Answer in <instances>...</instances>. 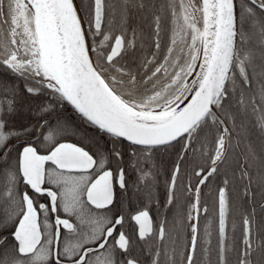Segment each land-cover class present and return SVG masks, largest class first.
Returning a JSON list of instances; mask_svg holds the SVG:
<instances>
[{
	"label": "snow or ice",
	"instance_id": "obj_1",
	"mask_svg": "<svg viewBox=\"0 0 264 264\" xmlns=\"http://www.w3.org/2000/svg\"><path fill=\"white\" fill-rule=\"evenodd\" d=\"M132 8L148 4L122 0V24ZM164 10L170 35L161 58L159 10L152 14L149 54L135 28L129 35L107 26L116 16L108 0H0V73L8 76L0 79V264H143L136 250L153 237L159 246L151 264H162V256L177 264L175 248L165 249L166 237L173 241L167 222L154 228L146 208L128 217L134 235L124 230L117 189L129 187L125 156L145 182L159 174L149 165L154 156L180 145L166 180V205H173L178 180L189 175L182 164L197 142L207 160L183 185L181 224L189 235L180 264H195L198 253L211 264L201 194L234 147V99L244 114L251 109L264 134V0H166ZM42 95L50 99L37 108L39 119L16 127L18 100ZM66 106L95 130L92 137L69 141V133H80L66 118L57 116L54 125L44 119ZM213 128L214 147L206 152ZM97 137H107L104 146ZM256 159L250 149L239 166L242 180L251 181ZM228 185L224 179L216 196V264H229L230 253L236 264H254L264 242L256 240L252 214L241 218L239 242L234 234L229 239ZM179 240L177 233L173 243Z\"/></svg>",
	"mask_w": 264,
	"mask_h": 264
},
{
	"label": "trees",
	"instance_id": "obj_2",
	"mask_svg": "<svg viewBox=\"0 0 264 264\" xmlns=\"http://www.w3.org/2000/svg\"><path fill=\"white\" fill-rule=\"evenodd\" d=\"M145 2L148 4L147 9H136L132 8L127 13V25H124L120 22V15H121V8H122V0H114V4L117 8V20H107V26L111 28L116 34H119L120 31L124 30L131 35V30L135 28L137 30V36L143 37V41L141 42L138 39V43H142L143 49L145 53H151L154 51V46L152 44V14L159 10V14L161 15V51H160V57L162 58L164 52H166V47L168 44V39L170 35V21L169 17L167 15V12L164 10V6L166 3V0H145ZM154 6V7H153ZM99 39V38H98ZM139 54V50H138ZM0 79H8L7 74L0 73ZM252 95V91L249 90L246 94V96ZM50 97L47 95H42L39 97H30V98H20L18 100V110L17 114L12 118L13 124L16 127H20L21 125H28L35 123L39 117L36 115V110L39 106L46 104L49 101ZM259 99V98H257ZM235 100V99H234ZM233 100L232 105L229 109V111L236 116V123L235 126H248L250 125L249 119H250V108L248 110L247 114H244L242 109L236 104V102ZM57 116H61L66 118L69 125L79 130L80 135L73 137L71 133H69L66 137L69 141H79L82 135H88L89 137H92L94 135L95 130L88 129V127L83 123V121L72 111V109L69 106H66L65 109L59 110L57 112L52 113L51 115H45L44 119L49 120L50 123L53 125L55 124V121L57 119ZM223 118V117H222ZM238 120V121H237ZM225 124L228 126H231L229 124V121H225ZM207 131V130H206ZM217 135L216 129H212L211 132L208 135V143L206 145L205 151L211 152V149L214 147V137ZM97 140L100 144V146H104L107 142V137H104L103 139H99L97 137ZM88 141H85L87 143ZM234 147L231 149V154L229 155L228 162L224 164L221 167L220 172L215 175L214 177L210 178L209 183H207L202 188V195H204V191H207V195L205 199H203L202 203L208 206V212H215V206H216V192L221 185V181L223 183L224 179L229 180L228 190H229V197H230V208L232 207V191L235 188L236 189V179L238 178V187L239 190L245 189L246 185L250 184V188H252V183L249 180L244 179L242 180L240 177V170L239 166L243 161L245 160V157L249 154V150L251 149L256 154V161L257 163H252L251 168L249 169L250 173L252 170H255L258 174H263L264 172V166H261L259 163V156L261 154H264L263 148H251L248 146V141L245 140L244 143L241 142L238 147L236 143L233 141ZM180 145H177L176 149L169 150L167 153H158L154 156V160L149 162V165L151 166L153 163L156 165V169L158 170V176L151 181L150 178H148V184L151 186L153 183L155 186H158V190L163 191L166 189V180L168 179L170 175V170L175 163L176 160V153L179 150ZM194 151L190 152L182 164V169H186L187 173L189 175L182 176L178 180V187L182 188V186L185 184V180L188 181L189 176L192 172L193 168H197L198 166H204L207 160L206 156H202L200 152V144L197 142L194 145ZM172 151V153H170ZM169 158V159H168ZM156 170V171H157ZM155 173V172H154ZM196 179L198 178H192V183L195 184ZM148 185V186H149ZM260 187V186H259ZM156 188V187H155ZM157 189V188H156ZM264 191V190H263ZM264 198V196H263ZM247 199V196L244 193L240 194V206H247V204L244 202ZM5 231V235H6ZM215 257H210L211 264H216V252L213 254ZM199 258V257H197ZM229 264H236V257H228ZM195 264H199V261L196 259ZM207 264H209V259L207 258ZM254 264H264V257H254Z\"/></svg>",
	"mask_w": 264,
	"mask_h": 264
},
{
	"label": "flooded vegetation",
	"instance_id": "obj_3",
	"mask_svg": "<svg viewBox=\"0 0 264 264\" xmlns=\"http://www.w3.org/2000/svg\"><path fill=\"white\" fill-rule=\"evenodd\" d=\"M255 119L256 117L251 113L250 110V125L235 126L233 129V141L236 143L237 147L241 142L244 143V141L247 140L248 146L251 148L264 149V134H261L259 129L254 127ZM170 153H172V151ZM114 166L115 165H113V167ZM125 167L126 179L129 186L128 191L121 192L119 189H117V198L120 202L119 207L126 215V224L124 230L134 235L135 225L134 222L128 219V217H130L136 211L146 208L153 219L154 228L158 227L161 221H166L167 230L171 234L173 241H175V237L177 233H179L180 240L177 243L168 241L166 237L165 249L169 252V254H171V250L174 247L176 250L177 264H180L183 245L186 243V238L189 235V233L186 231V225L181 224L184 211L186 210L188 194L184 191L183 186L182 188L179 186L176 191V202L173 205L168 206L166 205L167 187L165 190L160 191L158 190V186H155L154 183L150 186L147 183L148 180L145 182H139L138 177L140 176V172L138 169H133L132 167L128 166L127 156H125ZM141 167H143V164ZM156 170V167L152 168L153 172H156ZM250 175L252 188L249 189V191L251 195H248L247 199L244 201L247 206H240V194L245 193V189H243L242 192L239 190V176H237L238 178L236 179V189L234 188L232 191V207L229 210L228 216L229 239L231 240L234 234L236 241L239 242L241 236V218L245 214H252L253 230L256 240L258 242H264V173L258 174L255 170H252ZM148 178H150L151 181L154 180L151 176ZM185 183H187V180H185ZM221 186H223L222 181L219 187ZM206 195L207 191H204V195L201 194V203L203 199H205ZM202 205L205 204L202 203ZM217 226L218 210L216 202L215 212L202 214L200 218V228L202 234L204 233L205 228L212 232L211 257H215L213 254H215ZM139 245L140 247L137 248L136 254L140 256L143 264H151L152 250L159 246V242L155 240V237H153L147 243L143 241L139 242ZM197 257H199L197 258L199 264H207V257H203L199 253ZM228 257H236V254L230 253ZM254 257H264V252L258 251ZM161 260L162 264H168L166 257L162 256Z\"/></svg>",
	"mask_w": 264,
	"mask_h": 264
},
{
	"label": "rangeland",
	"instance_id": "obj_4",
	"mask_svg": "<svg viewBox=\"0 0 264 264\" xmlns=\"http://www.w3.org/2000/svg\"><path fill=\"white\" fill-rule=\"evenodd\" d=\"M108 7L109 9H115V12H116L115 18L113 19L111 16H109V20H112V21H114L115 19L117 20L118 13H117V8L114 4V0H108Z\"/></svg>",
	"mask_w": 264,
	"mask_h": 264
}]
</instances>
